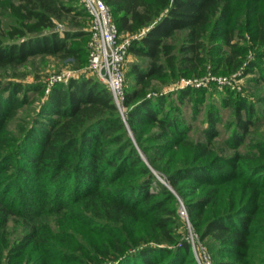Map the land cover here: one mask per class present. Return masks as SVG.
Wrapping results in <instances>:
<instances>
[{
  "label": "trees",
  "instance_id": "1",
  "mask_svg": "<svg viewBox=\"0 0 264 264\" xmlns=\"http://www.w3.org/2000/svg\"><path fill=\"white\" fill-rule=\"evenodd\" d=\"M67 1L12 2V8L23 27H15L11 36L24 37L27 31L33 35L6 44L0 39V66L24 63L37 53L69 56L85 52L84 45L90 38V28L79 32L68 30L64 36L57 32L38 34V31L54 25L55 19L62 13H71L79 2L90 21L81 0ZM105 1L110 5L120 31L139 33L130 43L129 52L145 59L132 60L129 72L135 83L125 87L123 101L127 107V121L137 143L146 152L138 128L144 123H156L160 127L155 139L169 133L172 135L165 145L182 140L188 126L178 121L176 112H181L180 108L166 111L165 97L148 95V89L153 87L154 80L167 74V67L175 66L172 41L178 31L186 32L187 41L181 49L183 61L190 67H196L202 61L201 51L205 48L207 35L212 39L220 38L218 46L221 49L216 51L224 52V46L231 44L240 19L236 1L241 0ZM245 1L248 13L246 29L252 40L264 43V15L260 14V0ZM78 36L80 40L76 42ZM87 48L86 44V54L89 52ZM232 52L223 59L227 60V64L235 63L238 67L243 62H238V55H244L246 48H234ZM21 91L19 83H7L0 78V226L7 224L15 211L17 199L22 196L20 198L24 200L28 190L31 193L48 190L62 199L65 196L63 191L71 189L79 192L76 195L78 201L90 209L95 217L120 221L143 217L145 213L139 206L143 201L151 203L158 195V188H162L165 195L154 201L153 207L160 215L156 224L160 227L167 225L168 216L159 213H172L174 196L141 154L106 83L92 74L72 77L67 84L53 86L49 90L47 104L41 109L42 117L37 118L19 139L8 131L7 123L26 102V97L19 95ZM241 104L247 117L241 118L239 125L247 133L254 108L243 101ZM195 149L206 153L202 143ZM146 155L153 163L151 156ZM205 171V168H182L170 176V182L175 186L182 177H193L202 180V183H209L212 178ZM228 174L233 177L235 172L227 171ZM130 175H138V180L131 185H117ZM131 188L132 191L127 192ZM135 189L142 191L143 199L134 194ZM215 195V191H209L199 200L186 202L192 220L198 221L200 239L213 236L220 241L222 250L244 259L243 264H255L261 249L252 239L255 226L250 224L254 215L241 214L230 218L218 213L199 221L203 217L202 209L215 199ZM168 233L166 235L172 240ZM124 248L127 247H121V250ZM132 249L135 252L126 258L122 257L129 253L125 250L122 254H116L114 259L121 257L128 264H185L186 257L191 255L189 259L199 264L190 240H182L172 248L140 244ZM211 258L214 264H230L223 260L216 262L213 256Z\"/></svg>",
  "mask_w": 264,
  "mask_h": 264
},
{
  "label": "rangeland",
  "instance_id": "2",
  "mask_svg": "<svg viewBox=\"0 0 264 264\" xmlns=\"http://www.w3.org/2000/svg\"><path fill=\"white\" fill-rule=\"evenodd\" d=\"M12 2L18 4L20 0H0V39L5 44L33 35L27 31L24 37L11 36L15 27H23ZM236 3L240 19L231 44L224 46V52L216 51L221 49L218 46L221 39L207 35L205 48L201 51L202 61L196 67H190L184 63L181 49L187 41L186 32L178 31L172 41L175 66L167 67V74L154 80L153 87L148 89V95L165 97L166 111L180 108L181 112H176L178 121L188 126L182 140L165 145L172 135L169 133L155 139L160 127L156 123H144L138 127L144 152L128 124L127 107L120 110L130 135L151 170L174 196L172 213H159L168 216L167 225L160 227L156 224L160 215L153 207L154 201L165 195L162 188H158V195L151 203L143 201L139 206L145 213L143 217L120 221L95 217L78 201L76 195L79 192L71 189L63 191L65 196L62 199L48 190L43 193L28 190L29 195H25L24 200L20 198L22 196L17 199V212L13 211L7 224L0 226V264H128L121 257L114 259L115 255L126 250L129 253L122 256L126 258L135 252L132 248L140 244L172 248L182 240L194 241L197 248L206 246L216 262L243 264L244 259L222 250L218 239L208 236L201 240L199 237L198 221L192 220L186 202L199 200L209 191L216 192L215 199L202 209L203 217L199 221L218 213L230 218L241 214L254 215L250 224L255 226L252 239L261 249L255 264H264V43L252 40L246 29V1ZM259 7L260 14L264 15V0H260ZM88 21L85 8L79 2L71 13H62L54 25L38 31V34L57 32L64 36L68 30L89 29ZM126 35L132 42L139 33L126 32ZM79 40V36L75 38L76 42ZM86 44L88 47L85 43V52L81 55L37 53L24 63L0 66V78L7 83H19L22 86L19 95L26 97V102L7 123L9 132L20 139L26 129L42 117L41 109L47 104L53 86L67 84L72 77L92 75L87 69ZM238 47L246 48L245 54L238 55L237 59L243 62L238 67L235 63L227 64L223 58ZM134 58L145 60L129 52L125 87L135 83L129 72ZM189 78L201 79V86L185 84L184 80ZM241 101L254 108L247 133L239 125L241 118L247 117L245 109L240 107ZM199 143L205 145V154L195 149ZM182 168H205L212 179L209 183H202L200 179L182 177L174 186L170 176ZM227 171L235 172L234 176L227 175ZM137 180L138 175H130L117 185H131ZM131 191L132 188L127 192ZM134 194L144 197L140 189H135ZM167 231L172 240L166 235ZM121 247L127 248L121 250ZM189 258L191 255L186 257L185 264H194Z\"/></svg>",
  "mask_w": 264,
  "mask_h": 264
},
{
  "label": "built area",
  "instance_id": "3",
  "mask_svg": "<svg viewBox=\"0 0 264 264\" xmlns=\"http://www.w3.org/2000/svg\"><path fill=\"white\" fill-rule=\"evenodd\" d=\"M90 16L88 65L90 72L106 83L120 110L125 98V66L129 54L130 37L119 30L110 5L105 0H81ZM185 84L201 86L202 80L189 78ZM199 264H214L205 246L197 248Z\"/></svg>",
  "mask_w": 264,
  "mask_h": 264
},
{
  "label": "water",
  "instance_id": "4",
  "mask_svg": "<svg viewBox=\"0 0 264 264\" xmlns=\"http://www.w3.org/2000/svg\"><path fill=\"white\" fill-rule=\"evenodd\" d=\"M124 112L122 111V114H123Z\"/></svg>",
  "mask_w": 264,
  "mask_h": 264
}]
</instances>
